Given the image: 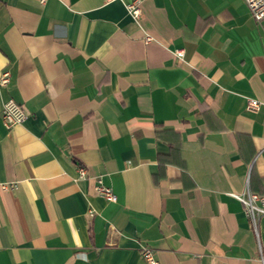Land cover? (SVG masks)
<instances>
[{"label":"crops","instance_id":"1","mask_svg":"<svg viewBox=\"0 0 264 264\" xmlns=\"http://www.w3.org/2000/svg\"><path fill=\"white\" fill-rule=\"evenodd\" d=\"M132 1L0 0V264H264L230 195H264V20L141 0L137 24Z\"/></svg>","mask_w":264,"mask_h":264},{"label":"built area","instance_id":"2","mask_svg":"<svg viewBox=\"0 0 264 264\" xmlns=\"http://www.w3.org/2000/svg\"><path fill=\"white\" fill-rule=\"evenodd\" d=\"M120 0H105L107 4ZM43 3L46 0H42ZM250 9L252 17L256 22L261 23L264 20V0H244ZM126 8L132 17V19L139 24L143 15L141 7V0H133L126 4ZM154 38L151 35H147L145 41L147 43L152 42ZM176 55L179 58H183L184 50L176 51ZM11 73L6 71L0 78V87H5L10 82ZM262 103L257 99H249L247 104V110L256 113L260 110ZM28 118V115L24 108L14 100H8L2 110L3 124L7 129H12L16 125L23 124ZM80 178L87 177V171L84 167H79ZM9 186L5 185L4 188ZM12 187V186H11ZM97 193L104 197L109 202H116L117 196L113 192L112 188L106 186L101 179L97 181L96 185ZM233 198L241 202L244 206L245 213L250 219L254 232L259 236V225L264 218V195L252 192L249 188H246L242 193H231ZM141 255L146 264H162L156 257L154 250L149 246L141 247Z\"/></svg>","mask_w":264,"mask_h":264}]
</instances>
